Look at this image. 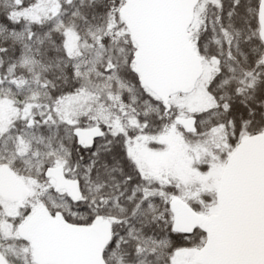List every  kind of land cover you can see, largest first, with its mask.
Instances as JSON below:
<instances>
[{
    "label": "snow or ice",
    "instance_id": "obj_1",
    "mask_svg": "<svg viewBox=\"0 0 264 264\" xmlns=\"http://www.w3.org/2000/svg\"><path fill=\"white\" fill-rule=\"evenodd\" d=\"M0 264H264V0H0Z\"/></svg>",
    "mask_w": 264,
    "mask_h": 264
}]
</instances>
